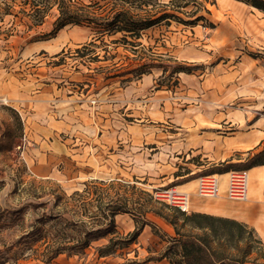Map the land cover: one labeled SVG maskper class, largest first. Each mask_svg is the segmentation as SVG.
<instances>
[{
  "label": "crops",
  "instance_id": "obj_1",
  "mask_svg": "<svg viewBox=\"0 0 264 264\" xmlns=\"http://www.w3.org/2000/svg\"><path fill=\"white\" fill-rule=\"evenodd\" d=\"M234 1L241 26L227 27L228 52L220 53L203 75L180 73L172 85L156 83L157 76L149 71L103 95L94 89L96 81L82 83L88 88L78 91L64 79L29 82L0 75V99H8L17 113L22 135L16 147L23 141L18 149L31 173L82 181L85 197L95 193L97 210L108 216L112 209L124 207L118 201L124 188L138 190L141 180L152 193L157 181L165 185L210 165L244 161L264 148V79L259 57L253 54L264 50V11ZM241 36L246 43L235 41ZM215 37L220 40L222 32ZM234 98L246 103L245 108L229 107ZM7 117L13 119L11 114ZM9 141L14 143L11 136ZM158 170L163 177L157 180L153 176ZM179 170L183 175L176 176ZM248 173L246 200L228 197L227 172L218 173L220 192L214 198L196 193L198 176L177 186L190 193V212L238 220L264 239V165ZM107 187L115 189V198L103 207ZM132 215L130 210L115 214L121 232L135 229ZM151 215L175 233L171 223L152 210Z\"/></svg>",
  "mask_w": 264,
  "mask_h": 264
},
{
  "label": "rangeland",
  "instance_id": "obj_2",
  "mask_svg": "<svg viewBox=\"0 0 264 264\" xmlns=\"http://www.w3.org/2000/svg\"><path fill=\"white\" fill-rule=\"evenodd\" d=\"M200 1L211 9L210 18L217 21L214 29L202 21L191 26L173 20L170 25L159 24L144 30L134 43L129 37L128 44H116L113 40L120 38L122 33L98 38L97 29L85 23L67 25L54 32V22L59 14L56 5L48 10L42 24L34 25L35 17L28 14L32 11L23 5L24 0H8L9 4H15L10 9L6 6L7 2L0 3V75L29 82L40 77L44 78V82L64 79L68 81L66 86L70 85L78 91L88 88L82 83L96 81L98 85L94 89L98 87L103 95L125 85L130 79H138V70H129L142 63L148 64L149 71L157 76L156 83L164 85L175 84L177 76L186 73H173L178 66L203 75L210 70L220 53L228 52L227 27L230 24L233 27L235 23L239 28L241 17L234 12V0ZM75 2L77 8L95 10L100 15L106 13L112 3L111 0ZM135 4L138 5L139 0H135ZM131 10L144 13L140 7H132ZM195 10L196 7L190 4L178 11V15L186 19ZM221 32L222 37L217 40L215 36ZM242 39L245 37L235 41L244 44ZM91 40L95 45L89 47L88 54L81 55L78 48L82 49ZM245 50L247 52L248 47L245 46ZM253 54L259 57L264 79V50H255ZM95 55L100 59L95 60ZM122 73L126 74L123 78ZM178 96L182 97V94ZM181 102L185 103L183 98ZM245 106L246 103L239 98L229 102V107L237 110ZM10 114L12 120L7 117ZM16 114L8 104L0 105V118H3L0 124V264H169L164 257L167 252L174 260H179L168 250L175 233L170 234L157 218H151L150 209L159 208L160 203L153 199L151 186L143 184L145 180H141L138 190L125 187L124 197H118L119 203L136 215V219L131 216L135 226H140L142 222L149 225L141 231L138 239L128 243L132 231L121 232L115 218L112 225L109 217L97 210L95 193L87 195L88 199L85 197L82 181H57L31 173L20 155L21 150L16 147L22 135ZM10 136L14 143H10ZM160 172L158 170L153 177L157 180L162 178ZM157 182L159 185L154 190L161 186H173ZM106 190L105 199L101 202L103 207L115 198L114 188L110 190L107 187ZM117 221L122 222L121 217L118 216ZM110 225L118 233L108 232V227L112 228ZM100 228H105L106 232L98 231ZM86 232L90 233L87 235ZM114 242L113 253L99 255V248ZM79 244L85 247L63 249L64 246ZM55 248L62 252L53 258Z\"/></svg>",
  "mask_w": 264,
  "mask_h": 264
},
{
  "label": "trees",
  "instance_id": "obj_3",
  "mask_svg": "<svg viewBox=\"0 0 264 264\" xmlns=\"http://www.w3.org/2000/svg\"><path fill=\"white\" fill-rule=\"evenodd\" d=\"M241 1L264 11V0ZM4 2L8 3L6 5L8 9L15 5L14 3L9 4L8 0H0V3ZM111 2V6L105 10L107 12L103 15L97 14L95 10L77 8L75 0H24L23 5L30 7L32 12L28 14L34 15V25L42 24L48 10L53 5H56L59 14L54 22V32H57L67 25H81L85 23L97 29V33L99 34L98 38L103 39L106 34L111 37L113 34L122 33L120 38L113 40L116 44L120 42L128 44L129 40L127 39H129V37L132 38L130 41L134 43L142 36L144 30L159 24L170 25L173 20L191 26L202 21L211 29L217 26V21L210 18L211 9L200 0H169L168 2H163L161 0H139L138 5L135 4V0H111ZM190 4L196 7V12L194 11L193 15L189 18H181V16L178 15V11H181ZM211 4H214V2H211ZM132 7H140L144 13L139 14V12L131 10ZM21 9L23 8L21 7ZM80 10L82 12H79ZM22 11L25 13L24 9ZM92 45H95V43L91 40L84 44L82 49L78 48L77 51L81 55H86L88 54L86 51L89 50V47ZM94 59L98 60L100 58L98 55H95ZM146 65L148 64L142 63L139 67L130 69L129 71L138 70L137 75L140 77L143 73L149 72V66ZM172 72H190V70L184 66H178L174 68ZM124 73H122V75L125 76L126 74ZM257 165H264V148L244 161L210 165L191 176L176 179L170 185H178L190 178L202 174L224 173L232 169L249 170ZM175 175L178 176L183 174L179 170L175 172ZM157 202L160 203V207L153 210V212L171 223L175 230V235L171 237L172 244L168 250L174 255H177L179 260H174L172 256H170V252H167L164 257L167 258L170 263L264 264V240L248 225L235 219L207 213L183 212L164 202ZM119 211L128 212L129 210L125 207L112 209L108 215L112 225H114V216ZM133 218L136 219L135 214H133ZM146 224H148V222H142L140 226H136L134 231L128 236V243L137 239ZM112 225H110V227H112ZM103 229L100 228L98 231L106 232L105 228ZM107 231L118 233L114 227H108ZM86 233L88 235L90 232ZM114 244L116 243L114 242L113 244L99 248V255L107 256L113 253L115 250ZM84 247V244H79L64 246L63 249H78ZM57 249L58 248H55V251L52 252L53 258L62 252Z\"/></svg>",
  "mask_w": 264,
  "mask_h": 264
},
{
  "label": "built area",
  "instance_id": "obj_4",
  "mask_svg": "<svg viewBox=\"0 0 264 264\" xmlns=\"http://www.w3.org/2000/svg\"><path fill=\"white\" fill-rule=\"evenodd\" d=\"M95 103V100L92 101ZM8 103V99L1 98L0 104ZM23 144L18 148L22 149ZM228 173L227 195L234 200L248 198L249 173L248 170L232 169ZM196 193L203 198H214L219 195L220 181L218 173L202 174L197 177ZM153 199L164 202L183 212H190V193L180 189L177 185L161 186L152 191ZM264 240V239H263Z\"/></svg>",
  "mask_w": 264,
  "mask_h": 264
}]
</instances>
